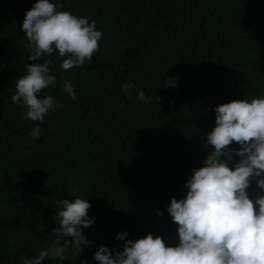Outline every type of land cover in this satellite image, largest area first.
Wrapping results in <instances>:
<instances>
[{
  "label": "trees",
  "instance_id": "trees-1",
  "mask_svg": "<svg viewBox=\"0 0 264 264\" xmlns=\"http://www.w3.org/2000/svg\"><path fill=\"white\" fill-rule=\"evenodd\" d=\"M36 2L0 0V264H21L53 243L59 199L90 202L95 224L83 232L93 243L80 256L69 250L42 264H98V246L122 251L115 237L124 231L133 241L151 233L178 244L167 208L203 166L214 108L264 97V0H52L63 3L58 10L95 19L102 39L79 68L59 69L54 54L56 83L40 95L64 106L43 123L22 119L24 109L11 100L32 63L17 28ZM166 76L178 77V87H163ZM64 79L76 101L62 92ZM128 82L132 99L121 91ZM139 90L153 103L136 100ZM257 192L253 184L250 196Z\"/></svg>",
  "mask_w": 264,
  "mask_h": 264
},
{
  "label": "clouds",
  "instance_id": "clouds-1",
  "mask_svg": "<svg viewBox=\"0 0 264 264\" xmlns=\"http://www.w3.org/2000/svg\"><path fill=\"white\" fill-rule=\"evenodd\" d=\"M62 8V2L37 0L17 28L25 35L27 59L32 62L26 63V74L16 80L11 97L14 105L24 109V120L43 123L46 115L64 106L51 94L40 95L56 83L52 74L54 54L58 53L61 61L59 69L68 71L92 62L100 50L102 32L96 29L97 21L58 10ZM177 81L178 77L166 76L163 87L176 88ZM132 88L135 85L131 82L122 85L128 99H132ZM62 92L77 100L71 80H63ZM135 99L153 103V96L143 90ZM155 100L163 103L160 96ZM214 112L215 126L204 137L203 148L208 154L203 166L187 179L185 197L171 198L167 208L177 225L178 244L166 245L160 235L151 233L133 241L126 239L128 233L124 231L115 237L124 242L122 251L98 246L94 253L98 264H264V97L223 103ZM40 123L29 133L33 141L40 137ZM253 184L258 190L254 199L249 193ZM56 208L51 219L60 227L52 229L53 243L31 258H22L21 264L63 260L69 250L80 256L93 243L83 232L95 224L88 215V200L59 199ZM157 215L163 213L157 209ZM65 237L71 240L61 246Z\"/></svg>",
  "mask_w": 264,
  "mask_h": 264
}]
</instances>
